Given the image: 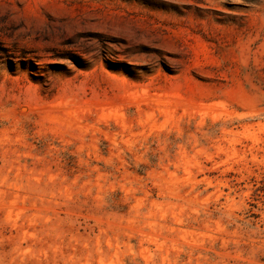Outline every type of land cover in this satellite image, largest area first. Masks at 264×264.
Masks as SVG:
<instances>
[{
	"label": "rangeland",
	"instance_id": "obj_1",
	"mask_svg": "<svg viewBox=\"0 0 264 264\" xmlns=\"http://www.w3.org/2000/svg\"><path fill=\"white\" fill-rule=\"evenodd\" d=\"M0 264H264V0H0Z\"/></svg>",
	"mask_w": 264,
	"mask_h": 264
}]
</instances>
